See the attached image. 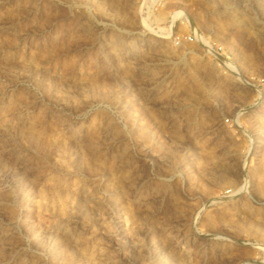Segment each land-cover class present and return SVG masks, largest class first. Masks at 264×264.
Wrapping results in <instances>:
<instances>
[{
  "label": "rangeland",
  "instance_id": "rangeland-1",
  "mask_svg": "<svg viewBox=\"0 0 264 264\" xmlns=\"http://www.w3.org/2000/svg\"><path fill=\"white\" fill-rule=\"evenodd\" d=\"M0 264H264V0H0Z\"/></svg>",
  "mask_w": 264,
  "mask_h": 264
}]
</instances>
